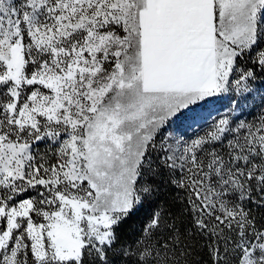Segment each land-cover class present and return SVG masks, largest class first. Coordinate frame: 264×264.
I'll use <instances>...</instances> for the list:
<instances>
[{
  "label": "snow or ice",
  "instance_id": "6c2138e0",
  "mask_svg": "<svg viewBox=\"0 0 264 264\" xmlns=\"http://www.w3.org/2000/svg\"><path fill=\"white\" fill-rule=\"evenodd\" d=\"M0 264H264V0H0Z\"/></svg>",
  "mask_w": 264,
  "mask_h": 264
},
{
  "label": "trees",
  "instance_id": "16d2710c",
  "mask_svg": "<svg viewBox=\"0 0 264 264\" xmlns=\"http://www.w3.org/2000/svg\"><path fill=\"white\" fill-rule=\"evenodd\" d=\"M175 195H177V193L172 192L170 189L169 190H165V192H164V196L166 198H169V199H171V197H173ZM140 220H142V218H140V217H137V218L136 217H132L128 221V223H127V225L125 227V235L129 234L131 232V230H132V227L137 226L138 225L137 221H140ZM134 222H136V223L131 226V224H133Z\"/></svg>",
  "mask_w": 264,
  "mask_h": 264
},
{
  "label": "rangeland",
  "instance_id": "374dc122",
  "mask_svg": "<svg viewBox=\"0 0 264 264\" xmlns=\"http://www.w3.org/2000/svg\"><path fill=\"white\" fill-rule=\"evenodd\" d=\"M205 114H206V113H205ZM188 123H190V121H184V122H183V125H181V122H177L176 127H180V130H181V131H185V130H187V124H188ZM133 217H136V218H137V217H140V218L143 219V213H139V214H137V215H135V216H133ZM141 221H142V220L137 221V222H138V225L140 224ZM135 223H136V222H134L133 224H131V226L134 225ZM138 225L132 227V229L135 228V227H138Z\"/></svg>",
  "mask_w": 264,
  "mask_h": 264
}]
</instances>
